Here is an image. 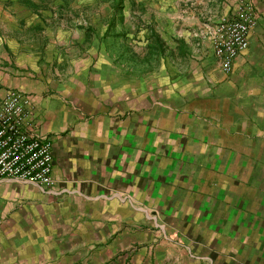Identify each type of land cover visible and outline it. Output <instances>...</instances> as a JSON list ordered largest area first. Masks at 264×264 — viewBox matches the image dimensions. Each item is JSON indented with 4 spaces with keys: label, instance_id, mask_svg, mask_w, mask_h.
Listing matches in <instances>:
<instances>
[{
    "label": "crops",
    "instance_id": "obj_1",
    "mask_svg": "<svg viewBox=\"0 0 264 264\" xmlns=\"http://www.w3.org/2000/svg\"><path fill=\"white\" fill-rule=\"evenodd\" d=\"M128 1L0 0V93L55 182L0 178V264H264V0Z\"/></svg>",
    "mask_w": 264,
    "mask_h": 264
},
{
    "label": "built area",
    "instance_id": "obj_2",
    "mask_svg": "<svg viewBox=\"0 0 264 264\" xmlns=\"http://www.w3.org/2000/svg\"><path fill=\"white\" fill-rule=\"evenodd\" d=\"M256 21L251 4L243 1L235 15L217 23L214 47L227 73L234 59L249 48ZM29 102L19 91L0 93V178L52 187V143L29 131Z\"/></svg>",
    "mask_w": 264,
    "mask_h": 264
},
{
    "label": "rangeland",
    "instance_id": "obj_3",
    "mask_svg": "<svg viewBox=\"0 0 264 264\" xmlns=\"http://www.w3.org/2000/svg\"><path fill=\"white\" fill-rule=\"evenodd\" d=\"M132 3H133V2H132ZM128 4H131V1H130V0L128 1Z\"/></svg>",
    "mask_w": 264,
    "mask_h": 264
}]
</instances>
